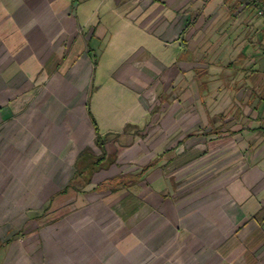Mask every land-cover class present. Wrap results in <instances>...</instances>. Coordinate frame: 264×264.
<instances>
[{
  "label": "crops",
  "instance_id": "crops-1",
  "mask_svg": "<svg viewBox=\"0 0 264 264\" xmlns=\"http://www.w3.org/2000/svg\"><path fill=\"white\" fill-rule=\"evenodd\" d=\"M194 4L0 0V264H264V55Z\"/></svg>",
  "mask_w": 264,
  "mask_h": 264
},
{
  "label": "rangeland",
  "instance_id": "rangeland-1",
  "mask_svg": "<svg viewBox=\"0 0 264 264\" xmlns=\"http://www.w3.org/2000/svg\"><path fill=\"white\" fill-rule=\"evenodd\" d=\"M193 6V10L196 11L197 15L200 19L197 22V26L193 27L199 30L215 31L213 39L223 40L228 34H233L234 31L239 33L240 39L243 43L245 41L250 45L248 47V51L246 55H236L234 57V63L238 66V64H242V62L247 61V63L253 62L254 59L258 60V56L264 55V0H195L194 5L187 6L183 13L189 12L190 7ZM189 9V10H188ZM262 11V12H261ZM199 12V13H198ZM106 15V14H105ZM187 23L188 27H191L190 21ZM115 29V28H114ZM236 34V33H235ZM261 37V40H258V37ZM211 38V39H212ZM239 38V37H237ZM258 38V39H257ZM210 39V40H211ZM226 39V38H225ZM256 39V40H255ZM212 41V40H211ZM261 43L262 48L258 53L254 46ZM105 49V48H103ZM97 52V51H96ZM93 55V54H92ZM231 55V53H230ZM228 54V56H230ZM94 56V55H93ZM118 56L111 52H105L101 61L100 67L96 69L94 73V79L91 84L90 94L93 97L97 98L96 91L97 87L101 82L107 83V75L106 73L111 70L117 61ZM230 59H226L225 63H227ZM250 61V62H248ZM222 70V69H220ZM228 72V70H223ZM247 71H254L247 69ZM262 71V70H261ZM264 77V71L261 72ZM251 76V74H250ZM254 84V83H253ZM249 80L245 82L242 86H231L229 89V93L234 96L236 94V100H232V108L231 113L233 115L237 114V110L239 108V102L246 100V102L251 101V98L254 97L255 94V86ZM210 88L208 94L223 92V86L219 85L217 82L215 84H205ZM207 94V93H204ZM207 104L211 109L221 110V103L219 101H207ZM249 104V103H248ZM155 108V107H154ZM217 117L214 119L215 121L220 122L221 114L218 113ZM220 119H219V118ZM253 120V117L249 116V119L245 122L246 124L250 123ZM218 135V134H217ZM80 188H90V184H82L80 183Z\"/></svg>",
  "mask_w": 264,
  "mask_h": 264
},
{
  "label": "trees",
  "instance_id": "trees-1",
  "mask_svg": "<svg viewBox=\"0 0 264 264\" xmlns=\"http://www.w3.org/2000/svg\"><path fill=\"white\" fill-rule=\"evenodd\" d=\"M89 114H90V116L92 118V121L94 123L96 133H97V135L99 137L100 134H99L98 123H97L96 119L94 118V116L90 112H89ZM98 142H100V141L98 140ZM100 145H101V143H100ZM83 154L85 155L86 152L84 151V153H82V155ZM99 165H100V162H98V161L91 162L90 164L86 165L85 168L81 167V165L78 164L76 175L72 178V180L70 182V186L76 187V188H80V186H81L80 183L85 184V185L89 184L90 181H91V176H87L88 173L85 174V172L87 170H90V172H92V170H94V168L98 167Z\"/></svg>",
  "mask_w": 264,
  "mask_h": 264
},
{
  "label": "built area",
  "instance_id": "built-area-1",
  "mask_svg": "<svg viewBox=\"0 0 264 264\" xmlns=\"http://www.w3.org/2000/svg\"><path fill=\"white\" fill-rule=\"evenodd\" d=\"M262 12V11H261Z\"/></svg>",
  "mask_w": 264,
  "mask_h": 264
}]
</instances>
